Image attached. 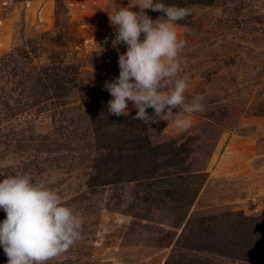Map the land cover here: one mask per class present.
Segmentation results:
<instances>
[{
    "label": "rangeland",
    "instance_id": "obj_1",
    "mask_svg": "<svg viewBox=\"0 0 264 264\" xmlns=\"http://www.w3.org/2000/svg\"><path fill=\"white\" fill-rule=\"evenodd\" d=\"M211 1L176 22L186 101L204 98L184 130L133 119L131 102L102 127L79 104L118 78L108 13L136 0H0V180L30 174L84 220L49 264H264V0ZM48 59L75 66L79 87L34 107Z\"/></svg>",
    "mask_w": 264,
    "mask_h": 264
},
{
    "label": "clouds",
    "instance_id": "obj_2",
    "mask_svg": "<svg viewBox=\"0 0 264 264\" xmlns=\"http://www.w3.org/2000/svg\"><path fill=\"white\" fill-rule=\"evenodd\" d=\"M134 6L140 11H132ZM145 9L165 16L153 20ZM191 14L190 7L166 6L157 0H136L108 13L115 29L112 46H126V52L118 54V78L104 85L112 97L107 105L110 115L128 116L131 102L137 110L133 119L149 127L171 121L186 130L191 117L204 111L203 96L186 101L190 78L179 75L186 41L178 35L176 22ZM147 109L154 112L149 114ZM0 210L6 213L0 222V246L7 264H49L81 238L83 217L66 206L56 191L34 182L30 174L0 180Z\"/></svg>",
    "mask_w": 264,
    "mask_h": 264
},
{
    "label": "trees",
    "instance_id": "obj_3",
    "mask_svg": "<svg viewBox=\"0 0 264 264\" xmlns=\"http://www.w3.org/2000/svg\"><path fill=\"white\" fill-rule=\"evenodd\" d=\"M157 2L164 3V0H157ZM211 2V0H170L169 5L191 8L196 5H209ZM157 13L165 16L164 13ZM181 21L182 20H179L177 23ZM24 55L27 54L25 53ZM48 60L46 64L37 67L35 72L31 75L33 85L39 87V93L44 95V97L38 101L33 99V104H35L34 107H38L40 105L39 103L50 107L53 106L54 108L61 107L65 104V101L68 100V96L71 92L79 87L75 66L65 64L61 60L56 63L54 60ZM87 91L86 95H81L79 97V104L84 108L83 110L88 112L94 119L93 121L95 124H100L102 127L108 125L110 120L107 111L109 93L103 90ZM146 111H153V109H147ZM134 142L137 144L135 150L139 153L149 150L150 146L146 135L143 133V129H140ZM153 148L158 149L159 147Z\"/></svg>",
    "mask_w": 264,
    "mask_h": 264
}]
</instances>
